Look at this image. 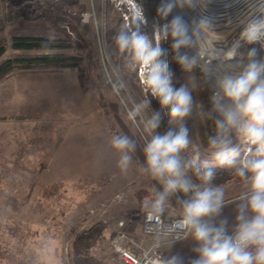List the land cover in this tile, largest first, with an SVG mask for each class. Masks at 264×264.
Here are the masks:
<instances>
[{"label":"rangeland","instance_id":"374dc122","mask_svg":"<svg viewBox=\"0 0 264 264\" xmlns=\"http://www.w3.org/2000/svg\"><path fill=\"white\" fill-rule=\"evenodd\" d=\"M146 1L149 11L154 0ZM43 3L0 0V43L6 44L0 62L24 54L11 48L14 36L42 37L66 46L61 50L31 51L30 55H89V62L42 72L17 70L0 80V264H74L73 241L88 231L89 257L97 264H120L110 244L117 224L123 221L136 241L151 245L156 237L142 235L141 217L164 192L168 177L156 178L152 171L148 174L134 163L127 148L115 146V140L126 137L130 141L128 130L146 147L154 136L169 131L176 134L185 127L189 143L178 154L181 179L199 185L193 178V173L199 175L195 167L201 171L220 166L203 163L218 162L214 158L218 149L204 139L209 132L201 102L202 97H210V90L204 78L197 86L195 73L194 86L184 83L176 56L168 51L167 59L173 55L169 70L172 86H187L193 98L192 111L183 120L174 121L170 107L163 106L168 130L159 123L152 129V109L144 91L146 72L136 60L124 57L119 61L105 39L103 45L101 36H96L93 23L82 22V15L93 13L104 35L114 26L126 30L116 11L109 5L103 11L99 0H77V5L63 6L73 14L80 13L79 25L87 26L85 32L79 29L88 39L85 49H80L70 45L65 32L55 30L40 16L45 9ZM171 21L170 16L167 24ZM75 35L72 32V37ZM145 35L150 38L151 33ZM123 66L135 70L132 82L124 77ZM234 131L231 129L232 134ZM125 156L130 157L126 162ZM243 159L239 156L234 160L231 178L215 188L222 189L225 198L246 194L226 206L221 204L234 217L241 210L242 215L249 210L244 205L251 195L247 193L253 173L244 169L242 176L238 174ZM173 194L174 199L165 196L164 204L169 211L182 214L188 195L179 190ZM130 216L136 221L131 233L127 223ZM201 222L213 230L221 229L211 225L209 217ZM231 229L225 227L224 235L228 236Z\"/></svg>","mask_w":264,"mask_h":264},{"label":"clouds","instance_id":"9594fccd","mask_svg":"<svg viewBox=\"0 0 264 264\" xmlns=\"http://www.w3.org/2000/svg\"><path fill=\"white\" fill-rule=\"evenodd\" d=\"M134 11L133 19L143 21L141 11L128 0ZM258 7L253 12L261 13L252 16L244 24L240 33V40L226 52L215 48V42L220 37L210 31L212 27L207 18L201 19L194 32L196 43L199 45L197 56L203 59L207 56L206 64L221 56L225 60H231L237 55V48L240 41L248 44L261 43L264 45V0H258ZM174 7L173 3L162 5L158 11L167 16ZM87 20V17H85ZM243 23V22H242ZM169 31L174 39L173 49L181 46H188L191 37L187 35V25L180 17H174L170 24L158 29L155 34L156 45L153 46L148 36L139 32V29L131 32L130 35L121 33L116 39L121 50H131L134 59L139 63L143 72H146L144 83L150 88L153 96L158 97L162 106H169V115L174 121L183 120L192 111L193 98L187 86L182 85L174 89L171 84V73L166 61L159 58L164 50L160 47L159 41L166 39ZM256 54L253 48L249 57ZM177 62L185 71H191L197 65V57L182 55L177 57ZM264 63L250 62L244 71L238 76H225L218 81L219 92L213 96L214 109L223 116V121L217 120V137L210 139V146L218 149L214 158L220 166L227 164L232 166L234 160L240 153L237 149H228L226 133L229 129H235L238 139L248 145L247 155L241 161L242 167L238 170L239 175L244 174V169L253 173L251 177V195L248 206L254 218L249 223L243 222L242 210L237 215L238 222L235 239L225 236L223 228L213 230L201 222L202 218L217 213L221 207L222 189L205 187L202 191L192 185L190 181L182 180L181 162L178 154L188 146V133L185 127L173 134L167 132L163 136L156 135L146 145L144 152L148 167L156 178L168 177L164 186V192L155 201L153 209L148 213L147 219H155L159 222V213L163 212L165 196L177 190L188 193L194 191L190 201L184 202L183 219L176 226L192 230L194 238L202 242L198 249L200 259L194 264H264ZM224 99L231 102L232 107L224 108L220 101ZM151 128L158 127V118L154 117L150 122ZM115 146L123 149L130 146V141L124 138H117ZM254 146V148H253ZM130 157L125 156L124 161ZM214 177L211 169L204 173V181ZM151 264H175V259L164 262L159 259L151 261Z\"/></svg>","mask_w":264,"mask_h":264},{"label":"built area","instance_id":"2783aa9c","mask_svg":"<svg viewBox=\"0 0 264 264\" xmlns=\"http://www.w3.org/2000/svg\"><path fill=\"white\" fill-rule=\"evenodd\" d=\"M102 4L103 11L106 5H109L119 16L121 23L124 24L126 31L130 35L131 32L139 29V32L144 34L146 32L151 33L150 40L152 41L153 46L156 45L155 34L158 29H162L167 23H161L158 17L150 16L146 0H133V3L141 11L143 16V21H136L134 17V9L131 4L128 3V0H99ZM170 3L174 4L170 16L173 20L174 17H180L182 22L187 25V35L191 37V43L188 46H181L179 49L170 48L169 51H172L173 55L177 57L182 55H187L191 57H197V65L191 71H185L181 68L180 70L182 76L184 77V83L190 82L193 86L195 82L193 80L194 70H198L206 83L208 84L210 90L209 100L213 102L214 94L219 92L218 81L225 76H238L245 69V61L249 59V50L252 47H256L262 54V61L264 63V45L261 43L248 44L244 41H240V46L237 48V55L231 60H225L221 56L219 59H213L210 64H206L207 56L203 59L197 56L199 45L196 43V35L194 32L197 28L201 19L207 18L209 20L210 31L216 33L220 39L215 42V48L218 50L227 51L233 44L240 40V33L243 30L244 24L248 19H251L252 16L249 15L250 12H253L257 8L258 0H169ZM254 15L259 16L261 13L253 12ZM87 17V20H85ZM92 22L96 28V36L102 38L104 45V33L97 27V21L95 15L86 13L82 15V22L89 23ZM243 22V23H242ZM153 30V31H152ZM171 33L169 32L166 39H161L159 41L160 47L162 48V43L168 41ZM174 44V39L172 38ZM163 59L161 56L159 59L166 61L169 70L172 67V58ZM178 63V62H177ZM179 64V63H178ZM180 65V64H179ZM177 66V65H176ZM178 67V66H177ZM171 73V84L173 85V76ZM262 79H264V73H262ZM145 93L151 95L153 100H156L159 104V98L152 95L150 88L147 86L144 89ZM222 107L229 108L232 107L231 102L222 99ZM162 106V105H161ZM163 107V106H162ZM164 108V107H163ZM166 114V111H165ZM228 140L231 142L227 145L228 149L235 148L240 153L239 156L243 158L246 157V149L248 145L242 143L238 137L237 133L234 131L231 133V129L226 133ZM231 138V139H230ZM254 148V147H253ZM237 156L235 159L239 158ZM252 157L247 155L246 158ZM252 159V158H251ZM203 163L208 164H219L218 162H212L211 160H204ZM199 190H203L205 187H210L215 189L213 186H201L194 185ZM251 194V190L247 193ZM189 201L194 195V191L190 190L188 193ZM153 209V205L145 210L141 217V233L144 237H163L169 243L176 244L183 242L188 238L191 231L188 228L176 226L179 221L183 219V213H176L169 211L168 207L163 204V212L159 213L160 220L157 222L155 219L148 220V213ZM171 212V213H170ZM254 217L245 221L244 223H249ZM207 227L209 224L207 223ZM211 228V227H209ZM237 231V226L232 228L228 232V236L235 239ZM111 247L117 257V260L120 264H151L153 260L164 261L163 256L160 252L158 244L144 245L139 241H136L126 230V223L123 221L117 224V227L113 233L111 239ZM165 262V261H164Z\"/></svg>","mask_w":264,"mask_h":264},{"label":"trees","instance_id":"16d2710c","mask_svg":"<svg viewBox=\"0 0 264 264\" xmlns=\"http://www.w3.org/2000/svg\"><path fill=\"white\" fill-rule=\"evenodd\" d=\"M44 1L45 9L44 12L40 15L42 18H45L50 22L53 28L57 31L65 32L67 40L70 42V45L73 47H77L80 49H85L87 43V35L85 33L81 35L79 29H82L84 32L87 30V26H80V13L73 14L72 12L64 9V5L73 6L77 5V0H42ZM167 0H154V7L149 10L150 16H156L160 20L161 23H168L170 21V12L165 17L163 16L158 9L162 5H167ZM80 7V6H79ZM82 10V9H81ZM80 10V12H81ZM71 29L68 33L65 29ZM72 32L76 35L72 37ZM170 32V31H169ZM121 33L128 34L126 30H120L118 26H114L107 30L104 35L105 42L110 45V52L117 57L120 61L124 57L128 59H134L133 53L131 50H121L116 43V39L118 35ZM129 35V34H128ZM169 43H171L169 45ZM173 47L172 36L169 37L168 41L162 43L163 52V59L167 58L169 49ZM11 48L16 51L24 52V54H19L14 57L7 58L0 62V80L10 76L15 71L19 70L22 72H42L50 70H59L63 68H74L79 66V64H83L84 62H89V55L84 58L83 56H74L68 55L61 52H47L44 54H35L30 55L29 52L31 51H51V50H61L66 48L65 45L60 44L58 41H54L51 39H46L42 37H31V36H14L11 38ZM256 50V54L252 57H249L248 61L245 63V68L247 65L255 61L258 64L261 63L263 57L261 52L256 48H250L249 52L252 49ZM6 51V44L4 42L0 43V57ZM91 66V65H90ZM87 67V66H86ZM122 72H124V77L130 82L135 76V70H132L129 67L123 66ZM197 86L202 81L203 76L201 73L196 69L194 70ZM84 77L81 75V80ZM148 103L152 109V117H157L159 124L164 128L163 130H168L166 127V115L165 109L159 104L156 100L151 98V95H147ZM201 110H202V118L207 126V130L209 132L204 135V139L206 140V144L210 145V139L217 137V126L216 121L220 120L223 121V116L220 112L216 111L213 106V102L209 100L207 97H202L201 102ZM127 133L129 134L130 139V146L127 147V152L130 157L133 159L134 163L147 171L148 174L151 173V169L148 167L145 152H144V145L141 142L140 138L136 135H131L128 130ZM233 165L228 166L225 164L224 166H217L212 167L211 170L214 173V177L209 181H204L203 175L209 169L201 170L198 167H195L198 174L193 173L194 182L198 183L201 186H221L223 185L228 179L231 178L233 173ZM174 199V194L169 193ZM135 217L130 216L128 220L129 225V232L132 231V225L136 224V221H132ZM90 234L91 232L80 233L77 235L72 244V257L71 260L74 264H97L91 257H89L90 252Z\"/></svg>","mask_w":264,"mask_h":264},{"label":"crops","instance_id":"0c3cea01","mask_svg":"<svg viewBox=\"0 0 264 264\" xmlns=\"http://www.w3.org/2000/svg\"><path fill=\"white\" fill-rule=\"evenodd\" d=\"M244 195L246 194L232 195L228 198L223 196L221 204H225L226 206ZM244 206L245 209L249 210L243 215V222L249 220L255 215L251 212L248 203ZM223 207L224 206L222 205L217 213L209 216V223L223 229H225V227L234 228L238 226L237 219L234 217L236 215L230 216V211L222 209ZM151 244L159 245L160 252L165 262L175 259V264H194V261L200 259V252L198 249L201 247L202 242L197 241L194 238L193 232L190 233L186 240L180 243L171 244L163 237H156Z\"/></svg>","mask_w":264,"mask_h":264},{"label":"bare ground","instance_id":"6f19581e","mask_svg":"<svg viewBox=\"0 0 264 264\" xmlns=\"http://www.w3.org/2000/svg\"><path fill=\"white\" fill-rule=\"evenodd\" d=\"M221 106H222V102H220Z\"/></svg>","mask_w":264,"mask_h":264}]
</instances>
